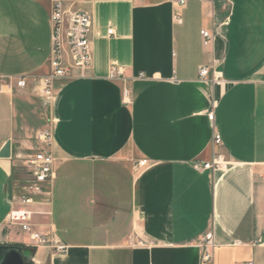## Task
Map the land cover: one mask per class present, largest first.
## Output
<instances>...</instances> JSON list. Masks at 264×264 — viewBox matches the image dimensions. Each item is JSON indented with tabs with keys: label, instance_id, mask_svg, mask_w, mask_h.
<instances>
[{
	"label": "crops",
	"instance_id": "obj_1",
	"mask_svg": "<svg viewBox=\"0 0 264 264\" xmlns=\"http://www.w3.org/2000/svg\"><path fill=\"white\" fill-rule=\"evenodd\" d=\"M63 2L91 16V66L56 80L51 98L0 92V151L11 146L0 158V246L19 247L28 264H264V0ZM50 11L48 0H0V76L49 73ZM201 30L213 33L210 45ZM111 66L125 82L107 78ZM35 95L48 106L55 164L32 222L62 252L6 227L10 192L23 195L30 180L20 158L42 147L28 138L27 120L45 110ZM214 154L221 169L193 168Z\"/></svg>",
	"mask_w": 264,
	"mask_h": 264
},
{
	"label": "built area",
	"instance_id": "obj_2",
	"mask_svg": "<svg viewBox=\"0 0 264 264\" xmlns=\"http://www.w3.org/2000/svg\"><path fill=\"white\" fill-rule=\"evenodd\" d=\"M51 4L50 23L51 51L49 59V73L43 77L36 76H0V92L3 88H31L38 91L42 96L51 98L53 84L58 79L84 78L91 66L92 50L89 40L91 30V16L86 11H67L63 0H48ZM178 7H184L187 0H172ZM111 30L108 34H111ZM200 36L203 45L212 43L214 35L207 30H201ZM209 74L208 67H202L199 71L201 78ZM142 78V76H140ZM107 78L111 81L125 82L124 69L111 66ZM122 101L128 105L131 103V94L127 88L122 90ZM207 119L213 126V112L207 113ZM42 147L35 153L21 157L22 163L30 177L29 184L25 187V193L21 196L9 194V201L13 208L6 220V227H18L22 233L28 234L31 240V247H50L56 252L64 251L65 247L59 244L52 237L35 230L32 222L34 211L32 207L41 202L36 197L46 198L51 195V184L54 179L55 159L51 152L52 136L48 130L39 135ZM212 142L214 146L220 144V135L213 132ZM224 159L220 155H213L209 162H194L193 168L196 171H215L224 166ZM146 160L138 162L137 166H143ZM44 201V200H42ZM142 244V243H139ZM202 249L201 260L209 262L212 258L213 238L207 233L200 241ZM242 264H253L252 260Z\"/></svg>",
	"mask_w": 264,
	"mask_h": 264
},
{
	"label": "water",
	"instance_id": "obj_3",
	"mask_svg": "<svg viewBox=\"0 0 264 264\" xmlns=\"http://www.w3.org/2000/svg\"><path fill=\"white\" fill-rule=\"evenodd\" d=\"M11 157L10 142H7L0 151V158ZM0 264H28L21 255V250L16 246H0Z\"/></svg>",
	"mask_w": 264,
	"mask_h": 264
},
{
	"label": "rangeland",
	"instance_id": "obj_4",
	"mask_svg": "<svg viewBox=\"0 0 264 264\" xmlns=\"http://www.w3.org/2000/svg\"><path fill=\"white\" fill-rule=\"evenodd\" d=\"M34 100H36V102L38 104H40L43 109L45 108L44 113L41 116L42 120H41V118L34 117V116H33V118H30V119L27 120V121H29V123H31L30 125H32V128H33V131L30 133L28 138H29L30 143L33 146V149H34V152H35V151H37L38 146H39L38 144L40 142L39 135L42 133L43 129H45V126H46V123H47V119H48L47 111L48 110L46 108L48 106L47 107H43L44 103H43V101H41L39 99V97L37 95H35ZM32 151H30V152H32ZM25 237H26V235L22 234L21 238L26 240Z\"/></svg>",
	"mask_w": 264,
	"mask_h": 264
}]
</instances>
